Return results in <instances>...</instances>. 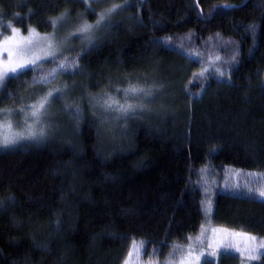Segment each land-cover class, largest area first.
Here are the masks:
<instances>
[{"label":"trees","instance_id":"1","mask_svg":"<svg viewBox=\"0 0 264 264\" xmlns=\"http://www.w3.org/2000/svg\"><path fill=\"white\" fill-rule=\"evenodd\" d=\"M114 7L84 51L0 91L28 110L34 85L78 83L52 101L48 130L0 148V264H124L133 242L175 264L208 227L264 238V200L220 188L225 167L264 173V0H0V38ZM130 85L145 90L134 111L95 106L124 103Z\"/></svg>","mask_w":264,"mask_h":264},{"label":"rangeland","instance_id":"2","mask_svg":"<svg viewBox=\"0 0 264 264\" xmlns=\"http://www.w3.org/2000/svg\"><path fill=\"white\" fill-rule=\"evenodd\" d=\"M64 14L54 19L56 23L49 32L43 33L31 29L27 33L20 31L15 33V39L17 41H23L25 38L31 37L33 44H22L21 50L13 46L12 64L39 57L35 64L29 66L32 67L43 61L55 59L72 52L84 51L90 45L93 36L102 30L108 20L106 16L105 21L99 27H93L88 33H81L79 28L82 25L89 24L95 26L96 21L101 15H97L95 19L89 20L87 15L82 13H67V16H64ZM62 16H64L63 20H61ZM10 36H13L12 32L1 37L0 43ZM50 53H54V57ZM8 62V53L0 51V65L8 64ZM77 84V81H71L69 83L63 81L61 84L58 83L51 86L39 83L31 88L32 90L26 94L25 98L34 95L35 100L41 99L49 91H55L58 88L61 89L63 86L70 87L71 90H74ZM38 101H35L31 105L38 103ZM2 104L0 102V137H6L9 140L19 139L35 132L38 123L35 124L33 122L30 111L25 109L24 112H20L19 109L21 108ZM50 110V107H48V115L42 118L45 122L39 123L45 131L46 129L48 130V122L51 116L53 118L55 114V111H52L55 108ZM220 188L224 192L264 200V197L259 195L261 191H264V173L245 171L229 166L225 167L222 171ZM249 237H255V239H250ZM189 241L185 250L177 256V262L175 264H202L206 257L216 260L219 252H224V248L221 246H227V252L238 256L242 260L241 264H249L253 259H256L253 257H258L264 253V247H261V245H264V238L238 232L224 226L208 227V229L206 228ZM130 252L132 253L131 256L129 255ZM212 252H216L217 255H210ZM141 255V243L133 242L124 264L126 262L127 264H155L151 261L145 262L141 259Z\"/></svg>","mask_w":264,"mask_h":264},{"label":"snow or ice","instance_id":"3","mask_svg":"<svg viewBox=\"0 0 264 264\" xmlns=\"http://www.w3.org/2000/svg\"><path fill=\"white\" fill-rule=\"evenodd\" d=\"M81 2L87 3V0H81ZM116 7H121V6H116ZM116 7L113 9L108 10V12L101 14L100 18L96 21V25H89V24H84L79 28V31L81 33H88L92 30L93 27H99L104 21L106 16L110 15L112 11L116 10ZM68 14L65 13L64 16H67ZM64 16L61 17V20L64 19ZM56 21H52V24L55 25ZM11 31L13 33V36H10L6 39L3 40L2 43H0V51L2 52H7L9 55V62L8 64L5 65H0V91L6 89V84L8 80H17L20 79L23 75L26 74V71L28 70L30 65H33L36 63L37 59L39 57H35L33 59L20 62V63H15L12 64L11 58L13 56V46H15L18 50H21V45L22 44H28L32 45L33 40L31 37L25 38L23 41H17L15 39V33H17L19 30L15 29L14 27L11 28ZM54 57V53H50ZM61 68H63V65H60ZM55 74V73H53ZM223 75V73H221ZM41 82H46V81H41ZM117 92H123L125 102L121 103L119 100L113 99L108 93H104L102 96L99 98L93 97V100H96V105L99 108L103 109L104 111H119L122 114H128L129 112L134 111L138 106L133 105L130 103H127V100L130 98H135L139 94H142L145 92L143 88H139L135 85H130L127 89H116ZM55 92L58 94L56 96L53 95L52 91H49L46 96L42 97L38 103L29 105L28 106V111L31 113V118L34 123H43L45 122L42 118L46 117L48 115V107H50L52 101L54 99L60 98V95H63V90L61 89H56ZM20 112H24L25 109L21 108L19 109ZM79 113V109L77 108V114ZM41 136L44 135L43 131L40 133ZM29 139H35L36 134L32 133L28 137ZM17 143L16 139H11L9 140L6 137H0V148H8ZM261 197H264V191H261L259 193ZM0 208H2V204H0ZM250 239H255V237H249ZM141 245H143V242H141ZM224 248V254H227V246H221ZM261 247H264V245H261ZM130 256L132 253L130 252ZM190 255V253H189ZM210 255L215 256L217 255L216 252L210 253ZM257 258V257H253ZM127 264V262H126ZM205 264H211V262L205 260Z\"/></svg>","mask_w":264,"mask_h":264},{"label":"bare ground","instance_id":"4","mask_svg":"<svg viewBox=\"0 0 264 264\" xmlns=\"http://www.w3.org/2000/svg\"><path fill=\"white\" fill-rule=\"evenodd\" d=\"M36 124V123H35ZM47 130V129H46ZM49 135H50V133H49Z\"/></svg>","mask_w":264,"mask_h":264}]
</instances>
